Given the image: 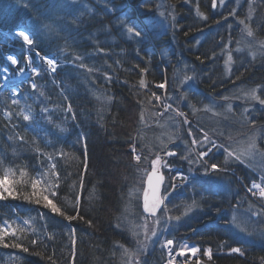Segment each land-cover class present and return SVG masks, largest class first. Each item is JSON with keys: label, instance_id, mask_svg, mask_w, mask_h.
<instances>
[{"label": "trees", "instance_id": "16d2710c", "mask_svg": "<svg viewBox=\"0 0 264 264\" xmlns=\"http://www.w3.org/2000/svg\"><path fill=\"white\" fill-rule=\"evenodd\" d=\"M167 1L175 5V11L181 17L179 23L184 22L182 29L174 34L182 56L197 67L199 74L207 73L210 51L205 44L208 42L209 46V40H205L195 53L186 46L193 45L196 36L204 30L200 32V26L197 29L186 25L192 13L184 0ZM211 1L197 0L199 12L211 17ZM0 2L8 12L0 17V28L14 31L22 24L31 28L34 18L30 23L22 21L24 18L17 13L16 4L8 0ZM112 3L111 7L108 0L106 6H96L92 12L61 15L52 39L41 36L35 40L34 48L42 55H49L52 49H61L59 47L69 52L68 63L60 66L54 80L44 68L40 69L42 73L35 83L42 96L37 95L36 104L30 101L24 105L13 104V99L0 94V175L9 168L27 173L22 177L20 171H16L10 178L20 181L14 185L15 198L0 200V226L7 222L13 228L25 229L18 231L16 237H5V243H20L23 247L0 244V264H121L124 248H133L132 236L123 227L124 215L129 203L134 206L133 215L141 213L139 203L131 200L141 177L137 169L150 170L151 159L145 160V156L149 157V150L154 153L160 150L152 141L159 127L147 117V109L151 112L161 109V99L170 91L167 88L165 94V89L157 85L166 82L170 86L175 64L168 65L164 61L162 49L169 45L166 38L171 35L153 30L149 18L154 13L151 7H146L149 3L144 5L143 0H112ZM125 26L135 27L141 31V36L136 41L126 39ZM3 38L0 31L1 42ZM1 44L5 48L8 46L6 42ZM48 44L52 45L50 49ZM11 50L19 54L24 63V44L14 40ZM231 76V80L220 87L203 77L199 87L208 95H215L223 86L263 85L264 60L236 70ZM141 79L146 81L147 88L140 87ZM23 82L20 92L28 94L26 98L30 100L37 91L30 82ZM152 93L161 99H154ZM66 99L71 111L66 110ZM174 104L188 112L185 107ZM45 105L52 106L47 114L42 112ZM24 108L30 112L28 121L20 115ZM5 112L12 113L10 119L5 117ZM260 118L258 125L264 127V116ZM133 145L141 154L139 164L134 160ZM200 149L207 151L209 147ZM48 155L53 157L51 161ZM225 160L224 153L211 151L204 161L207 165L215 163L224 170L212 172L210 181L200 178L186 183V196L181 195L183 190L171 192L170 182L163 191L169 197L162 212L173 219L176 216L183 219L186 207L195 201L197 206L192 216L187 217L185 224L173 226L168 236L176 241L187 240L201 248L212 247L215 251L240 247L245 253V257L217 254L213 261L205 260L204 264H250L249 261L264 255V244H244L229 236L223 225L227 197L220 194L214 183L219 179L228 183V189L238 188L236 190L245 192V187L251 186L253 180L244 167L225 164ZM52 163L56 164L55 171L60 176L59 188L55 189V197L47 191L44 194L49 195L66 215H76L73 205L79 199V216L71 222L65 216L52 214L43 207V202L37 205L36 197L23 198L31 196L30 184L37 173L48 171ZM170 164L186 167L177 158L170 160ZM204 167L202 162L196 166L197 174L204 173ZM227 168L235 173L226 171ZM45 187L39 185L38 191ZM258 201L264 208V198L260 197ZM25 220L29 224L25 225ZM171 225L172 221H169L168 226ZM33 240L36 243H32ZM24 247L28 248L27 252L23 251ZM165 258L163 249L156 245L151 254L152 261L162 264Z\"/></svg>", "mask_w": 264, "mask_h": 264}, {"label": "rangeland", "instance_id": "374dc122", "mask_svg": "<svg viewBox=\"0 0 264 264\" xmlns=\"http://www.w3.org/2000/svg\"><path fill=\"white\" fill-rule=\"evenodd\" d=\"M8 1L18 6L19 9H17V13L24 18L22 21H29L30 23V21H32L31 19L34 18L30 24L31 28L29 30L30 35L35 41L36 39H41V36L46 39H52L55 34V29L58 27L57 19H59L61 15L65 17L69 12L77 14L86 13L88 11L92 12L96 6H106L108 0ZM109 1L112 7L114 3H112V0ZM144 2V5L149 3L146 7H151V12L154 13L149 18L150 24L154 25L153 30L159 34L164 32L171 35H167L166 44L169 42V45L162 49V54L164 61L168 65L170 63L175 64L173 65L174 71L172 73V80H170L171 84L170 86H168L169 84L167 85L170 93L166 98H163V101L167 104H171L172 108L166 112L162 108L157 111L153 110L152 112L147 109V117L154 123V126L156 125V127H159L157 132L154 133L152 141H155V145L159 147L161 141H163V143L167 145V150L177 153L176 156H164L170 168L163 169L165 181L162 187L164 185V187H167L171 182L172 165L170 164V160L173 158L182 161L186 167L180 166L184 169L186 168L185 170L188 173L197 175L195 167L198 166L201 161L198 160L194 164H189L187 160L181 157L187 155L188 150L192 149V156L190 158L195 159L201 147L202 149L207 146L209 149L213 148L212 145L207 142H204V146H201L199 143L196 145L192 144L193 138L198 141H203V134L205 132L216 145L213 150L218 154L224 153L226 158L225 149L242 151L247 148L249 138L255 137L256 148L250 155H241L242 162L236 161L234 158H227V164L244 167L248 174L251 175L253 183L260 184L264 187V179H262L264 178V127L258 125L261 119L260 117L264 116V105L260 104L259 100H254L245 95L251 90L256 89L260 98L264 99V84L258 86H239L232 90L231 87L226 88L223 86L217 91L218 94L206 95V93L199 88V71H195L193 64L190 63L187 58H183L180 61L177 60L178 58H172V55L181 56L180 44L174 34L180 31L184 25V22H182L183 25L181 22L178 23L180 17L178 12L174 9L175 5L173 3H168L167 0H144ZM184 3L190 8L189 10L186 9L192 13L190 18H188L189 23L187 22L186 25H192L198 29V27L201 26V22L204 21V18L200 15L201 13L197 6V0H184ZM216 4L217 6L213 8L211 14L214 16L211 23L205 25L204 32L197 35L193 45L187 44L186 46L193 50H197L200 43L208 38L210 44L208 46L207 42L205 45L210 51L208 56L210 69L205 74V77L212 80L219 79L223 81L229 79L234 71L237 70L235 69V65L244 66L248 64V66H250L252 64L261 63L264 60V47H261L262 42H264V36L262 38L259 37L258 32V29L264 27V6L261 7V5L264 4V0H224L223 4H221L220 0H216ZM7 13L8 12L2 8L0 2V17ZM241 21H244V23H241ZM23 25L24 24L18 26L14 31L0 28V31L5 36L1 43L6 42L8 45L5 48L0 44V85L5 81L9 82V84H6L7 87H1L0 94L4 93V98L6 99L18 100V103L21 105L29 101L31 104H36L39 100L37 95L42 96L40 94V87L34 89L37 92L33 96H30V100L26 98L28 94L20 92L22 83H24L23 81L32 84L35 82V79L41 75L32 76L31 67L44 68L46 70L47 65L41 57L49 56L50 58L56 59L57 70L60 66V62H67L69 52L65 48L59 47L61 49H52L49 55H42L34 48V44L30 48L24 45L25 56L31 57L32 64L30 66L26 60L22 63L20 55L11 50L12 43L7 38L10 37L12 41L22 40V38H18L15 33L22 28L26 29ZM246 25L252 29V36L247 35ZM127 27L129 26L123 28L126 39H134L133 41H136L137 37L130 35L126 30ZM4 32H6V35ZM46 46L49 47V49L52 47L51 44ZM253 53H255V57H253ZM229 54L232 56L231 61H228ZM9 55L17 57L20 63L12 65L11 62L7 60V56ZM6 68L8 69L7 72H5ZM20 68L25 69L22 75L18 72ZM46 71L49 78L54 80L55 74L51 71ZM40 73L42 72L40 71ZM6 76L8 77L7 80H5ZM29 77H31V79ZM185 77H191L192 79L186 80ZM224 97H228V100H225ZM174 102L185 106L188 110L189 113L183 112L185 115H189V117H187V123L185 122V117L177 115L176 110L180 112H182V110L175 107L173 105ZM66 103V110L68 111L70 105L67 99ZM163 103H161V106ZM228 105H231V109H229ZM51 109L52 106L45 105L42 107V112L47 114ZM22 112L30 116V112L26 108H24ZM157 113L164 114L158 116ZM5 117L10 119V117L6 115V112ZM39 117L42 118V116ZM201 129H203V132ZM220 145H223V147H220ZM135 154L140 153L136 151ZM160 154L162 156L164 155L163 152ZM148 159H154V154L149 155ZM225 170L235 173L234 170H230L229 168ZM209 173L210 175L208 174L207 176L203 173V176L206 177L208 181L213 178L212 172ZM214 184L217 188L219 187L220 194H224L227 197V207L224 214V220H226V222L223 225L226 227L229 236L232 239L244 242V244H264V208L258 201V199L260 200V196L252 198L245 190V192H243L236 190L238 188L232 190L228 189V187H226L228 183L219 179H217ZM144 186L145 183H140L139 178L136 185L137 190L135 191V196L132 194L131 199L139 203L138 207L141 208V213L139 216H136V213L133 215L132 210H134V206H131V203H129L126 210L127 213L124 215L125 223H123V227L130 232L131 238L134 241L133 248L129 250L136 252L137 256L129 258L124 255L123 250L121 264H137V261L138 264H155L151 259V254L154 253L155 246L157 245L160 249L162 239L170 234L173 226L185 224L187 217L192 216L194 213L193 208L187 215L183 214V219L180 218L176 220L172 218L171 220H166V215L162 212L163 204L155 216L149 214L143 208L142 195ZM256 213H260V215H256ZM234 217L236 218L235 223L233 222ZM157 218H159L161 222L159 228H156L153 223ZM169 221H172L170 227L168 226ZM154 228H156L157 231L156 237L150 235ZM141 241H143V245H141ZM138 249L142 250L138 251Z\"/></svg>", "mask_w": 264, "mask_h": 264}, {"label": "snow or ice", "instance_id": "6c2138e0", "mask_svg": "<svg viewBox=\"0 0 264 264\" xmlns=\"http://www.w3.org/2000/svg\"><path fill=\"white\" fill-rule=\"evenodd\" d=\"M221 4L224 3V0H220ZM211 6L213 8H215L217 6L216 4V0H212V4ZM230 14H234V13H230ZM200 15L203 16V14L201 13ZM204 19H207V16H203ZM241 23H244V21H241ZM246 29H247V35L248 36H252L253 32L252 29L247 27L246 25ZM127 32L130 35H133L135 37H140L141 36V31H137L135 29V27H127ZM15 35L18 38H22V41L25 45L29 46V48L34 44V38L30 35V30H19L15 33ZM261 47H264V42H262ZM253 57H255V53L252 54ZM41 59L46 63L47 68L46 70L51 71V72H55L56 71V67H57V61L55 58H50L48 56H44L41 57ZM79 59V57H78ZM7 60H9L11 62L12 65H17L20 63V61L12 55L7 56ZM25 60L26 62L31 66L32 64V60L30 56H25ZM232 60V56L231 54L228 55V61ZM81 67H83V64L80 65ZM8 69H5V72H7ZM25 71L24 68H20L18 70L19 74H23ZM88 71H91V69H88ZM142 71H146V70H142ZM31 74L32 76H39L40 73V68L38 67H31ZM31 79V77H29ZM8 77H5V80H7ZM186 80H190L192 79L191 77H185ZM140 87L142 88H147V83L144 79H141L139 82ZM0 87H7V85H0ZM31 87L33 89L37 88V84L35 82H33L31 84ZM158 88L161 89H166L167 84L162 83L157 85ZM245 95L249 96L250 98L254 99V100H259L260 104L264 105V99H261L260 96L257 94V90L253 89L250 92L246 93ZM152 97L156 100H160L161 97L157 96L155 93H152ZM225 100H228V97H224ZM19 101L18 100H13L12 103L13 104H17ZM150 102V101H149ZM165 112L170 110L172 108L171 104H167L165 103L163 105ZM229 109H231V105H228ZM46 111V109H45ZM68 111H71V108L69 107ZM177 115L178 116H183L185 117V122L187 123V117L185 115V113L180 112L178 110H176ZM164 113H157L158 116H162ZM6 115L8 117H11L12 113L11 112H7ZM20 115L23 117V119L25 121H28L31 119V117L28 114H25L23 112L20 113ZM143 112L141 113V121H143ZM201 131L203 132V129H201ZM20 140H23V137H19ZM171 139V138H170ZM204 142H207L208 144H211L212 147H216L215 143L210 139V137L208 136V134L205 132L203 134V141H198L195 138L192 139V144L196 145V144H201V146H204ZM220 147H223V145H220ZM256 148V139L255 137H251L249 138V143L247 148L243 149L242 151H237L235 149L233 150H228L225 149L226 152V156L227 158H234L236 161H241V155H250L252 153V151ZM37 151L39 152V149H37ZM132 151L133 153H136V147L135 145H133L132 147ZM211 151V149H208L207 151H200L197 153L195 159L190 158L192 156V149L188 150V154L187 155H183L181 158L184 160H187L189 162V164H194L196 163L198 160L201 161L202 163H204L205 167H204V175L207 176L209 174V172H219L222 171L224 169H221V167L215 163H212L211 165H207L206 161H204V157H207L209 155V152ZM141 152H143V149H141ZM161 152H163V156L160 154ZM61 156L63 155V153H59ZM154 154V159L150 160V170L145 168V169H140L138 168L137 171L139 173H141V177H140V183H146L147 184V189L144 191L143 193V208L146 212H148L149 214L155 216L156 213L160 210L161 205L164 204V200L166 199V196H162L161 195V187L164 184L165 181V177H164V173H163V169L165 168H170V165L168 164L167 160L164 159V156H176L177 153L175 151H170L167 150V145L163 143V141H161L160 144V150L152 153L151 150H149V155H153ZM226 158L225 160V164L228 163V159ZM53 159V157L51 155H48V160L51 161ZM148 157L145 156V160H147ZM134 160L137 162V164L140 163L141 161V154H135L134 155ZM242 162V161H241ZM0 163H2V161H0ZM56 169V164L52 163L51 167L48 169V171L46 172H40L37 173V176L35 179H33L31 181V188H32V194L31 196L29 195H25L23 198L25 200H31L32 197H36L35 198V203L37 205H40L43 202V207L47 208L50 210V212L52 214H59L61 216H65V218L71 222L72 220L76 219L79 216V199H77L76 204L73 205L76 208V215H66L63 211H61V208L58 207L55 203H53V201L51 199H49V195L44 194L45 191L49 192V194L53 197H55L57 195L55 189L59 188V182H60V176L59 173L55 171ZM16 171H20L21 176H26L27 173L24 172L23 170H13L11 168L7 169L2 175H0V200H7L9 197H13V193L15 191L14 185L16 183H20V181H16L13 179H10L11 177H14L16 175ZM181 181H184L186 178L183 176L178 177ZM175 179V178H174ZM264 179V178H262ZM44 184L46 187L44 189H41L38 191V186ZM173 188L176 187L175 184L172 185ZM253 189H258L259 190V196L264 198V187H262L260 184L257 183H253L252 187L248 189L249 192H252ZM6 193V194H5ZM253 195H256L255 192H253ZM196 202L193 201L191 205L187 206L184 212V215H187L188 212H190L194 207H196ZM256 215H260V213H256ZM82 219V217H80ZM181 217L180 216H176L175 219L179 220ZM172 217L170 216H166V220H171ZM233 222H236V218H233ZM23 223L25 225L29 224V221L25 220L23 221ZM89 224H91V221H88ZM154 225L156 226V228H159L160 226V219L157 218L156 220H154ZM156 228H154L150 235L152 237H156L157 236V231ZM23 232L25 231V229L23 227H18V228H13L11 224H8L7 222H4L3 226H0V244H2L4 247H13V248H21L23 247L22 244L20 243H11V245H9L8 243H5V237L6 236H11V237H16L17 232ZM146 238H147V232H146ZM32 243H36L35 240L32 241ZM73 243H75V241L73 240ZM141 245H143V241L140 242ZM173 245H174V240L173 239H164L163 242L160 244V247L163 249H167V253L168 256L171 257V259H169L167 261V264H175V257L176 256H180V257H184L187 253H191L192 256H195L200 249L197 247H189L188 245H181L179 247V249L176 251L175 255H173ZM123 247V246H121ZM142 249H138V251H141ZM23 251L27 252L28 248L24 247ZM232 252H236V253H240L241 255H243V253L241 252L240 248H232L231 249ZM124 255L131 258L134 256H137L136 252H132L131 250L124 248ZM205 255L208 257L209 260H211L212 258V249L208 248L207 251L205 252ZM54 264V262H53ZM138 264V261H137ZM185 264H187V262H185Z\"/></svg>", "mask_w": 264, "mask_h": 264}, {"label": "built area", "instance_id": "2783aa9c", "mask_svg": "<svg viewBox=\"0 0 264 264\" xmlns=\"http://www.w3.org/2000/svg\"><path fill=\"white\" fill-rule=\"evenodd\" d=\"M180 176H181V174L178 173L177 177H180ZM176 251L177 250H174V247H173V255H175ZM166 252H167V249H166ZM196 256H198V253L196 254ZM169 259H171V257L168 256V260ZM178 261H180V262H178ZM175 262H177L176 264H185V262H187V264H189L190 260L188 259L187 254H186L184 257L176 256L175 257ZM165 264H167V262ZM261 264H264V260H263V262Z\"/></svg>", "mask_w": 264, "mask_h": 264}, {"label": "flooded vegetation", "instance_id": "af4514ba", "mask_svg": "<svg viewBox=\"0 0 264 264\" xmlns=\"http://www.w3.org/2000/svg\"><path fill=\"white\" fill-rule=\"evenodd\" d=\"M248 66V64H245L244 66L242 65V66H239V65H237L236 66V69L237 70H239V69H243V68H245V67H247Z\"/></svg>", "mask_w": 264, "mask_h": 264}, {"label": "water", "instance_id": "95a60500", "mask_svg": "<svg viewBox=\"0 0 264 264\" xmlns=\"http://www.w3.org/2000/svg\"><path fill=\"white\" fill-rule=\"evenodd\" d=\"M7 84H9V82H8ZM10 84H11V83H10ZM146 189H147V184L145 183V190H146ZM145 190H144V191H145Z\"/></svg>", "mask_w": 264, "mask_h": 264}, {"label": "bare ground", "instance_id": "6f19581e", "mask_svg": "<svg viewBox=\"0 0 264 264\" xmlns=\"http://www.w3.org/2000/svg\"><path fill=\"white\" fill-rule=\"evenodd\" d=\"M177 262H175V264H176Z\"/></svg>", "mask_w": 264, "mask_h": 264}]
</instances>
